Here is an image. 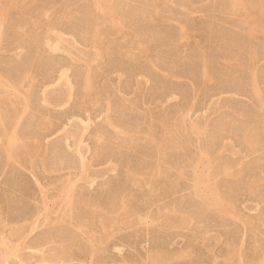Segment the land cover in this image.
Segmentation results:
<instances>
[{
  "label": "rangeland",
  "instance_id": "rangeland-1",
  "mask_svg": "<svg viewBox=\"0 0 264 264\" xmlns=\"http://www.w3.org/2000/svg\"><path fill=\"white\" fill-rule=\"evenodd\" d=\"M0 264H264V0H0Z\"/></svg>",
  "mask_w": 264,
  "mask_h": 264
},
{
  "label": "bare ground",
  "instance_id": "bare-ground-1",
  "mask_svg": "<svg viewBox=\"0 0 264 264\" xmlns=\"http://www.w3.org/2000/svg\"><path fill=\"white\" fill-rule=\"evenodd\" d=\"M237 1V0H236ZM241 2V1H240ZM242 3V2H241Z\"/></svg>",
  "mask_w": 264,
  "mask_h": 264
}]
</instances>
